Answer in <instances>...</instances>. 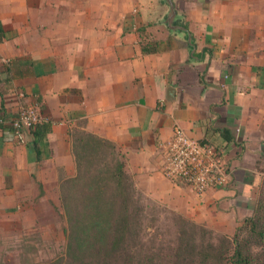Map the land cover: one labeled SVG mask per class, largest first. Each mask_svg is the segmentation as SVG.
<instances>
[{
    "label": "crops",
    "instance_id": "crops-1",
    "mask_svg": "<svg viewBox=\"0 0 264 264\" xmlns=\"http://www.w3.org/2000/svg\"><path fill=\"white\" fill-rule=\"evenodd\" d=\"M172 2L176 28L163 0H0V217L34 219L74 176L77 131L172 210L231 222L249 207L264 179V0ZM27 106L49 125L42 140L12 133ZM175 125L221 150L226 187L197 195L161 174Z\"/></svg>",
    "mask_w": 264,
    "mask_h": 264
},
{
    "label": "rangeland",
    "instance_id": "rangeland-1",
    "mask_svg": "<svg viewBox=\"0 0 264 264\" xmlns=\"http://www.w3.org/2000/svg\"><path fill=\"white\" fill-rule=\"evenodd\" d=\"M93 141L81 131L74 133L75 174L59 181L56 186H49L42 197L35 201L37 210L32 214L34 219L24 221L22 225L18 218L0 217V264H35L50 261L63 254L66 243L64 227L67 222L65 207L81 209L94 204L86 198L95 196L97 186L92 180L108 179L117 166L123 163V155L115 147L98 146ZM129 179L131 180L130 177ZM92 188L94 190L91 191ZM135 189L143 195L141 204L145 207V213L142 216L143 231L140 238L131 243L132 248L125 255L131 264H173V244L176 237L174 222L178 218L204 228L212 239L223 236L232 238L244 220L253 215L257 203L264 204V179L259 181L256 195L249 202V207L236 219L231 218V222L217 218L215 213H205L203 216L195 213L191 216L189 213L172 210L162 201L145 195L136 187ZM101 195L102 202L114 203V185L111 182L105 183ZM153 217L158 218L156 223L150 220ZM207 220L211 226L206 224ZM168 259L171 260L167 261Z\"/></svg>",
    "mask_w": 264,
    "mask_h": 264
},
{
    "label": "trees",
    "instance_id": "trees-1",
    "mask_svg": "<svg viewBox=\"0 0 264 264\" xmlns=\"http://www.w3.org/2000/svg\"><path fill=\"white\" fill-rule=\"evenodd\" d=\"M48 127L47 122H40L31 127L30 133L36 140H42ZM93 142L98 146L110 145L97 139ZM107 182L115 187L114 203L102 202L101 193ZM92 183L97 186L95 196L86 198L94 204L81 209L65 207L67 222L64 227L66 243L63 254L35 264H131L125 255L132 248L131 243L139 239L143 231V195L135 189L124 171L123 163L117 166L108 179H93ZM150 220L156 223L158 218ZM174 223L176 237L173 264H264L262 202L257 203L253 215L244 220L232 238L223 236L212 239L207 230L181 218Z\"/></svg>",
    "mask_w": 264,
    "mask_h": 264
},
{
    "label": "built area",
    "instance_id": "built-area-1",
    "mask_svg": "<svg viewBox=\"0 0 264 264\" xmlns=\"http://www.w3.org/2000/svg\"><path fill=\"white\" fill-rule=\"evenodd\" d=\"M40 122L35 108L27 106L10 125L14 137L22 142L24 134ZM162 154L161 174L172 183L190 187L197 195L224 188L231 181L232 171L226 166L221 150L189 138L179 125L174 126L171 138L162 144Z\"/></svg>",
    "mask_w": 264,
    "mask_h": 264
},
{
    "label": "water",
    "instance_id": "water-1",
    "mask_svg": "<svg viewBox=\"0 0 264 264\" xmlns=\"http://www.w3.org/2000/svg\"><path fill=\"white\" fill-rule=\"evenodd\" d=\"M163 1L167 4L168 9H169L166 22L170 28H176V26H174L172 23L175 20V18L177 17L173 2H172V0H163Z\"/></svg>",
    "mask_w": 264,
    "mask_h": 264
}]
</instances>
